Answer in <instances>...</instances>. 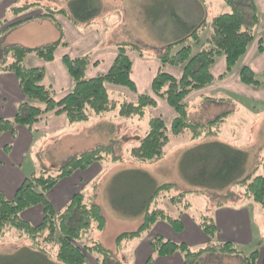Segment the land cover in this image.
Segmentation results:
<instances>
[{
	"label": "trees",
	"instance_id": "1",
	"mask_svg": "<svg viewBox=\"0 0 264 264\" xmlns=\"http://www.w3.org/2000/svg\"><path fill=\"white\" fill-rule=\"evenodd\" d=\"M225 1L230 10L219 13L211 19L206 45L196 53H192L190 43L198 39L199 32L207 25L206 20L187 24L171 11L174 22L182 27L183 34L157 52L159 68L152 78L150 93H137L136 84L131 77L132 57L129 53L138 51L139 48L135 44L118 43L109 68L90 78L85 77V72L92 63V58L88 54L74 57L64 55L62 61L73 85L58 100L51 85L43 82V69L27 66L25 58L32 54L44 61H51L58 48L67 46V41L59 37L55 41L35 47L19 44L2 47L0 72H9L16 77L24 98L17 104L12 117L0 118V134L10 132L14 136L17 126L30 129L50 113L63 114L68 124L84 122L114 109L121 118L142 117L145 110L155 105L156 99L159 98L173 110L174 115L168 123L159 116H151L147 121L146 133L139 139L137 145L129 149L131 158L141 162L160 160L165 155L170 135L178 136L187 131L192 140L215 135L228 112L219 114L209 123L190 121L186 98L190 93L212 83L214 79L212 68L217 57L223 56L225 61L221 78L231 72L239 57L246 52L249 43L254 40V28L258 21L254 0ZM29 6L30 4L12 8L11 12L16 13ZM68 10L73 24L76 22L86 24L98 13L93 0H72ZM65 13V9L47 8L25 20L50 18L55 21L56 14L65 15ZM23 21L10 24L0 30V33ZM263 41L264 36L258 40L259 52L264 49ZM8 57L10 60L7 59ZM167 67L177 68L180 73L173 74L167 70ZM238 80L254 87H259L261 84L257 75L246 65L241 67ZM108 85L129 90L135 95V99L126 97L121 100L112 99ZM111 146L108 144L76 154L53 169L54 172L43 169L34 171L24 178L12 198H7L0 192V236L8 231H14L18 237H27L33 247L38 248L41 242L55 245L54 258L57 263L48 262V264H85V253L93 252L101 254L100 264H107L113 253L103 247L99 241H93L90 245L78 244L88 234L92 224L97 230L104 228L105 217L101 207L79 191L60 211H55L46 193L58 181L77 170H85L93 163L105 159L115 162L120 160L112 154ZM5 149L8 150L9 146ZM246 159V153L241 150L217 141H207L183 151L179 157V166L185 180L194 188L217 190L240 183L245 196L264 208V163L261 174L244 175ZM112 179L124 185L130 182L134 187L124 185L122 187L120 184L116 189L118 196L112 199L111 206L121 215L142 216V222L136 230L122 232L117 236L115 240L117 250L124 240L139 237L158 221L166 222L175 232L182 231L183 224L180 217L190 206L186 201V192L172 194L171 183L158 185L149 175L138 169L121 170ZM136 200L137 205H135ZM161 202L174 206L177 215L160 207ZM36 205L42 208V218L38 223L33 224L21 214L25 209ZM196 221L210 239L207 246L191 249L184 242H173L155 235L149 243L152 254L163 257L179 252L182 256L180 264H201L200 258L204 254L218 252L239 255V264L257 263L260 255L257 249L245 255L232 242L213 243L217 229L212 217L200 214L197 215ZM38 249L46 253L42 248ZM40 255L43 256L41 258L45 257L42 253ZM45 261L44 258L43 262ZM150 263L151 256L145 264ZM261 264H264V254Z\"/></svg>",
	"mask_w": 264,
	"mask_h": 264
},
{
	"label": "crops",
	"instance_id": "2",
	"mask_svg": "<svg viewBox=\"0 0 264 264\" xmlns=\"http://www.w3.org/2000/svg\"><path fill=\"white\" fill-rule=\"evenodd\" d=\"M254 5L258 16V21L254 28V40L249 43L246 52L239 57L231 72L226 74L222 79L218 78V76L224 70L225 61L223 56L217 57L212 68L215 79L212 84L200 90H196L187 96L186 101L188 103L189 113L190 107L194 105L197 98L203 101L200 102L201 105L226 102L225 99L227 98L223 97L216 96L214 99L212 97L207 98V91L216 88H222L229 94L244 93V95H249L253 98L255 96L262 97V95H264L263 88L243 85L238 80V73L242 66L246 65L250 67L257 77L259 73L264 71V49L259 52L257 48L259 38L264 36V0H254ZM4 8L0 7V30L8 27L14 22L23 21L30 16L41 13L24 15L19 19L13 18L6 23H2V20L6 18ZM40 19L43 18H34L31 20ZM56 21L61 28L64 27L67 31H70V33L72 31V37L81 36L76 32L77 30H74V24L63 18V16L55 18V22ZM66 36H68V43L71 39L75 40L68 35V32ZM82 37H86L81 39V43L85 45L87 50L95 48L97 45L95 43L99 41L97 35L92 32L86 33L82 35ZM49 42H33L20 39L14 40V42L7 44L6 47L12 44L35 47ZM69 48L70 46L58 48L51 61H44L32 54H29L25 58V64L27 66L43 69V82L51 85L57 100L62 98L73 85L72 79L63 64L62 57L64 55L74 57L84 52L82 50H70ZM115 54L116 50L113 49L105 52L98 49L92 58V63L85 72V77L90 78L105 72L111 65ZM156 54H154L152 58H144L137 53L133 55L131 77L136 84L137 93L151 92V81L159 68ZM167 70L176 75L180 73V70L177 68L167 67ZM109 88H112V85H108V89ZM113 89L119 96L135 99V95L125 88L113 86ZM23 98L24 96L19 89L16 77L9 72H0V118L12 117L15 114L17 104L22 101ZM262 99H264V97ZM150 110L151 116H159L166 123H168L174 115L173 110L159 98L156 99L155 105L150 107ZM126 124L129 128H132V126L136 128L135 122L131 118H121L118 116L117 111L114 112V114L105 113L100 116H93L87 121L75 124H68L63 114L50 113L37 121L30 129L24 126H17L14 136H12L10 132L1 133L0 192H2L5 197L12 198L16 188L22 183L24 178L34 171L42 169L48 171L53 170L68 158L100 146L111 144L112 154L120 159V146L124 147L123 151H129L134 145L129 147L128 143H135L142 137L136 129L133 130L134 132H132L130 136H126L122 129ZM146 131L147 128L145 133ZM106 133L108 137H106ZM116 136H118V138H115ZM119 139L122 140V144H120V141L118 144L115 143L116 140L118 141ZM105 141H107L108 144H106ZM8 146L9 149L6 150L5 147ZM27 158L29 162H27V165H24ZM116 162L107 159L101 162H95L85 170H77L70 176L58 181V183L46 193V197L51 202L54 210H61L69 199L79 191L83 192L86 198H91L92 202L99 205L100 202H98V200H105L107 198L106 190L108 191L109 188L108 182L117 172L121 171L117 168H111L109 172L103 175L105 172L104 169L110 168V166ZM106 174H108V177L104 178ZM234 201V203L212 204L211 207L208 208V215L214 220L217 229L213 241L215 244L224 241L232 242L238 249H242V251L244 249H257L260 255L256 264H261V259L264 254V211H261L257 207V203L245 197H236ZM165 204L169 212L177 215L178 212L176 210L168 208V204ZM21 215L24 219L36 223L40 221L42 217V208L36 205L25 209ZM196 217L195 214L188 213L186 210L180 217L183 224L182 231L175 232L166 222L158 221L149 232L135 241L131 240L123 244L119 250L116 249L115 242L114 249H116L117 253L122 257L126 258V254H129L128 260L124 262L125 264H145L150 256V264H180L182 256L179 252L163 257L152 254L149 245L150 240L155 235H160L173 242H184L191 249L205 247L210 243V239L199 227ZM119 218L121 217L119 216ZM98 241L103 247L111 251V247L105 246L101 240ZM94 264L98 263L94 262ZM236 264H239V261H237Z\"/></svg>",
	"mask_w": 264,
	"mask_h": 264
},
{
	"label": "rangeland",
	"instance_id": "3",
	"mask_svg": "<svg viewBox=\"0 0 264 264\" xmlns=\"http://www.w3.org/2000/svg\"><path fill=\"white\" fill-rule=\"evenodd\" d=\"M71 1L72 0H0V7H5L4 12L6 14V18L2 23H6L13 18L19 19L24 15L27 16L28 14L33 15L43 12L47 10V8L56 10L65 9V15L56 14V18L63 16V18L71 22L72 17L68 10ZM27 4H30L27 9L20 10L16 13L11 12L12 8L22 7ZM93 4L98 8V13L92 20L86 24L79 22L74 24V30H77L76 32L81 36L72 37V31L70 33V31H67L64 27L61 28L58 26L59 23H57V21L55 22L50 18H43L40 20L28 19L18 25L9 27L0 34V53L2 47L14 42V40L26 39L33 42H52L62 37L63 41H67L68 36H66V33L68 32V35L76 40L71 39L69 43L67 41V46H70L69 49L75 51L82 50L84 51L83 54H88L91 58H93L98 49L104 52L110 49L115 50L118 43L135 44L137 48H139L135 53H141L144 58H152L159 50L183 34L182 27L174 22L171 11L175 12L187 24L197 23L202 19L206 20L207 25L199 32L198 39L190 43L192 53H196L206 45L205 38L210 33L209 23L211 19L219 13L230 10L225 0H93ZM89 32L96 34L99 41L95 43L97 44L95 48L87 50L85 45L81 43V39L86 38L82 37V35ZM129 54L133 58L134 52H130ZM7 59L10 60L9 57ZM223 73L224 70L220 73L218 78H221ZM258 78L261 81L259 87L264 89V71L259 73ZM214 80L215 79H213V81ZM114 89L113 85L112 88H109L110 97L112 99L121 100L124 98L123 96H119L117 92H114ZM206 95L208 96H206L207 98L212 97L214 99L217 96L227 99H225L226 102L224 103L201 105L200 102L203 101L197 98L194 105L190 107L189 120L209 123L216 115L230 111L223 117L219 130L215 135L202 136L195 140L190 138V134L187 131L178 136L170 135L169 143L165 148V155L160 160L154 162H141L131 158L129 151H126V153L123 151L124 147L120 146V160L112 164L110 168L104 169L105 172L103 175L109 172L111 168L120 170L138 169L149 175L158 185L171 183L173 185L170 191L172 194L186 192V201L190 204L187 211L196 216L200 214L208 215V208H210L212 204L234 203V198L236 197L247 198L244 194L243 186H241L240 183H234L223 189L217 190L194 188L184 178L182 169L179 166V157L183 151L193 146L207 141H217L246 153L247 159L244 165V175L249 173L253 175L261 174L262 164L264 163V99H262L264 95H262V97L255 96L253 98L252 96L244 95V93L229 94L222 88L207 91ZM114 112H116V109L110 112L108 111L107 114H114ZM150 116L151 110L150 107H148L142 117L134 116L131 118L135 122L136 128L133 126L129 128L126 124L122 127L123 133L126 136H130V134L134 132L133 130L136 129V131L143 136ZM106 137H108L107 133ZM115 138H118V136ZM119 141L120 144H122V140L120 139L118 141L116 140L115 143L118 144ZM105 142L108 144L107 141ZM137 144L138 141L135 143H128V146H135ZM27 162H29L28 158L24 165H27ZM49 171L54 172L53 170ZM107 177L108 174H106L104 178ZM108 183L109 188L108 191L106 190L107 198L105 200H98V202H100L99 206L105 217L104 228L102 230H97L95 225L92 224L88 234L85 235L78 244L90 245L93 241L101 240L105 246L111 247L113 253L112 257L108 259L107 264H125L124 262L128 260L129 254H126V258L119 255L117 250L114 249L115 240L122 232L136 230L142 222V216L128 217L123 214L121 215L115 210L114 207L111 206V201L117 198L116 196H118V194L116 189L121 183L114 179L110 180ZM121 185L123 187L124 184ZM124 186H132L133 188L134 184L132 185L128 182V184ZM137 202L136 200L135 205L138 204ZM165 203L167 202H161L159 206L166 209ZM167 204L168 208L175 210L174 206L169 203ZM256 205L261 211H264V208L259 203ZM119 216L121 218H119ZM147 232H149V230L139 237ZM139 237L124 240L121 246L131 240L135 241ZM38 248H42L46 253L38 251ZM38 248L31 246L30 240L27 237H18L15 235L14 231H8L4 233L3 236H0V264L57 263L54 258V253L56 251L55 245L41 242ZM239 250L245 255H248L255 249H244L245 251H242V249L239 248ZM41 253L45 255L44 258L46 259V263L43 262L44 258H41L43 257L40 255ZM101 260V254L94 252L85 253V264H94V262L100 264ZM239 260L240 256L237 254H219L218 252L214 254H204L200 258L201 264H236Z\"/></svg>",
	"mask_w": 264,
	"mask_h": 264
}]
</instances>
